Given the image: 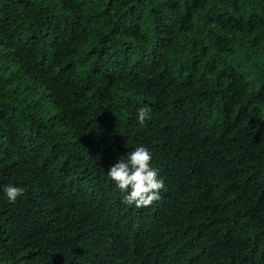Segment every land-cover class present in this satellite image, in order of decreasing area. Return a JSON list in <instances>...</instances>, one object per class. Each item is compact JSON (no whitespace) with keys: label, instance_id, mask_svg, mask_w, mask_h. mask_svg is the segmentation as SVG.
<instances>
[{"label":"trees","instance_id":"obj_1","mask_svg":"<svg viewBox=\"0 0 264 264\" xmlns=\"http://www.w3.org/2000/svg\"><path fill=\"white\" fill-rule=\"evenodd\" d=\"M0 264H264V0H0Z\"/></svg>","mask_w":264,"mask_h":264},{"label":"clouds","instance_id":"obj_2","mask_svg":"<svg viewBox=\"0 0 264 264\" xmlns=\"http://www.w3.org/2000/svg\"><path fill=\"white\" fill-rule=\"evenodd\" d=\"M151 108L141 107L137 117L141 125L149 119ZM152 154L145 146L135 148L127 154V158H119L110 167L107 175L115 183L120 192L124 193L122 203L136 208L149 207L160 200V193L165 187L164 180L159 177V170L151 166ZM10 202L15 203L24 195L21 187L8 185L4 189Z\"/></svg>","mask_w":264,"mask_h":264}]
</instances>
